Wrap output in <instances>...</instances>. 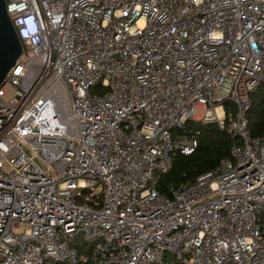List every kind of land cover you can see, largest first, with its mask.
<instances>
[{
  "label": "built area",
  "instance_id": "built-area-1",
  "mask_svg": "<svg viewBox=\"0 0 264 264\" xmlns=\"http://www.w3.org/2000/svg\"><path fill=\"white\" fill-rule=\"evenodd\" d=\"M6 8L28 37L0 86V264H264V136L247 118L264 0ZM189 120L228 123L231 157L162 193L173 154L198 145L173 136Z\"/></svg>",
  "mask_w": 264,
  "mask_h": 264
},
{
  "label": "trees",
  "instance_id": "trees-1",
  "mask_svg": "<svg viewBox=\"0 0 264 264\" xmlns=\"http://www.w3.org/2000/svg\"><path fill=\"white\" fill-rule=\"evenodd\" d=\"M96 93H101V86L95 87ZM92 90V91H93ZM93 93V92H92ZM228 123L236 115L237 107L232 102H226ZM248 129L253 137L264 136V83L252 94V105L247 112ZM222 129L218 123H204L189 120L181 128L173 130V136L181 134L197 135L198 145L190 154L177 151L172 156V168L159 175L158 189L165 194L172 186L192 183L205 172L215 170L223 158L231 157V147L236 139L228 127ZM79 264H86L80 262Z\"/></svg>",
  "mask_w": 264,
  "mask_h": 264
},
{
  "label": "water",
  "instance_id": "water-1",
  "mask_svg": "<svg viewBox=\"0 0 264 264\" xmlns=\"http://www.w3.org/2000/svg\"><path fill=\"white\" fill-rule=\"evenodd\" d=\"M23 51V41L7 12L6 0H0V86Z\"/></svg>",
  "mask_w": 264,
  "mask_h": 264
},
{
  "label": "clouds",
  "instance_id": "clouds-1",
  "mask_svg": "<svg viewBox=\"0 0 264 264\" xmlns=\"http://www.w3.org/2000/svg\"><path fill=\"white\" fill-rule=\"evenodd\" d=\"M23 23L25 25L26 31L30 35H36L38 33V25L33 14H27L25 18H23ZM27 35H22V41L27 39Z\"/></svg>",
  "mask_w": 264,
  "mask_h": 264
},
{
  "label": "rangeland",
  "instance_id": "rangeland-1",
  "mask_svg": "<svg viewBox=\"0 0 264 264\" xmlns=\"http://www.w3.org/2000/svg\"><path fill=\"white\" fill-rule=\"evenodd\" d=\"M92 92H93V93H96L97 90H93ZM196 114H197V116H201V115H202V108H201V107H199V108L197 109ZM23 230H24V225H22V226H20V227H17V228L15 229V231L18 232V233L23 232Z\"/></svg>",
  "mask_w": 264,
  "mask_h": 264
}]
</instances>
